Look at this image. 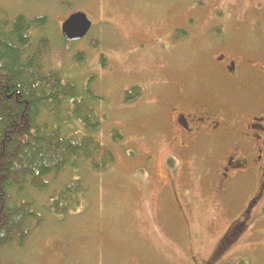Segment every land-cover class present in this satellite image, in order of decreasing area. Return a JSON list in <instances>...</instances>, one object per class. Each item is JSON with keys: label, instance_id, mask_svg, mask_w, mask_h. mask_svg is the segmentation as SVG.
I'll return each mask as SVG.
<instances>
[{"label": "rangeland", "instance_id": "1", "mask_svg": "<svg viewBox=\"0 0 264 264\" xmlns=\"http://www.w3.org/2000/svg\"><path fill=\"white\" fill-rule=\"evenodd\" d=\"M0 4L10 15L47 16V28L33 31L35 39L45 36L51 45L44 63L80 85L93 77L95 93L105 97L98 104L104 116L95 136L116 159L103 173L82 168L76 175L61 174L54 188L73 176L84 177L89 191L83 205L69 215L47 212L42 228L23 247L11 245L0 251V264H194V258H209L232 212L211 178L200 172L201 158L193 164L191 157L184 158L178 170L168 166L169 172L168 154L175 152L163 144L149 147L154 145L152 133L159 119L152 103L155 79L162 80L157 65L169 62L184 69L189 64L186 44L165 55L154 38L168 36L163 34L164 22L179 12L184 11L179 18L186 11L200 18L227 11L231 17L220 20L224 42L234 50L259 46L264 51V0H0ZM255 7L262 16H255ZM79 10L87 13L92 28L85 38L65 45L61 26ZM208 25L192 30L194 42L206 39ZM259 60L253 59L261 66ZM134 87L141 88V95L128 100ZM215 91L209 86L207 93ZM73 129L82 131L81 126ZM34 195L45 204L51 194ZM227 256L217 260L215 255L210 263L264 264V234L238 244Z\"/></svg>", "mask_w": 264, "mask_h": 264}, {"label": "flooded vegetation", "instance_id": "2", "mask_svg": "<svg viewBox=\"0 0 264 264\" xmlns=\"http://www.w3.org/2000/svg\"><path fill=\"white\" fill-rule=\"evenodd\" d=\"M253 11L262 16L256 7ZM183 12L164 22L163 34L168 36L154 38L165 55L186 44L189 64L184 69L169 62L157 65L162 80L155 79L152 103L159 119L152 133L154 145L149 147L163 144L175 152L168 154L166 168L178 170L182 159L191 157L193 164L201 158L200 172L211 178L232 212L211 256L193 259L194 264H212L215 255L217 260L226 259L233 247L264 234V51L259 46L234 50L224 42L220 20L231 17L227 11L216 14V19L210 13L191 17L190 11L179 18ZM206 23L211 25L206 39L197 44L193 31ZM255 58L263 64L254 63ZM209 86L215 94L207 93Z\"/></svg>", "mask_w": 264, "mask_h": 264}, {"label": "trees", "instance_id": "3", "mask_svg": "<svg viewBox=\"0 0 264 264\" xmlns=\"http://www.w3.org/2000/svg\"><path fill=\"white\" fill-rule=\"evenodd\" d=\"M48 21L10 15L0 4V251L23 247L47 212L69 215L83 205L89 191L84 177L54 188L61 174L76 175L82 168L103 173L116 161L95 136L104 116L98 104L105 97L95 93L93 77L80 85L44 63L51 45L45 36L35 39L33 31L47 28ZM128 94V100L139 96L141 88ZM41 192L51 194L45 204L34 195Z\"/></svg>", "mask_w": 264, "mask_h": 264}, {"label": "water", "instance_id": "4", "mask_svg": "<svg viewBox=\"0 0 264 264\" xmlns=\"http://www.w3.org/2000/svg\"><path fill=\"white\" fill-rule=\"evenodd\" d=\"M93 25L87 13L75 11L69 15L61 26L62 37L66 41L77 42L90 32Z\"/></svg>", "mask_w": 264, "mask_h": 264}]
</instances>
